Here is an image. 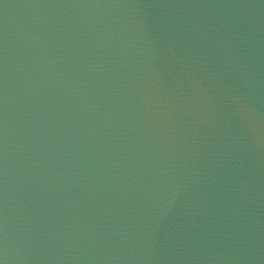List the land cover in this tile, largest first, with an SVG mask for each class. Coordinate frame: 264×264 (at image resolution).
I'll return each mask as SVG.
<instances>
[{
  "label": "water",
  "instance_id": "obj_1",
  "mask_svg": "<svg viewBox=\"0 0 264 264\" xmlns=\"http://www.w3.org/2000/svg\"><path fill=\"white\" fill-rule=\"evenodd\" d=\"M3 264H264V0H0Z\"/></svg>",
  "mask_w": 264,
  "mask_h": 264
},
{
  "label": "snow or ice",
  "instance_id": "obj_2",
  "mask_svg": "<svg viewBox=\"0 0 264 264\" xmlns=\"http://www.w3.org/2000/svg\"><path fill=\"white\" fill-rule=\"evenodd\" d=\"M0 264H3V262H2V261H0Z\"/></svg>",
  "mask_w": 264,
  "mask_h": 264
}]
</instances>
